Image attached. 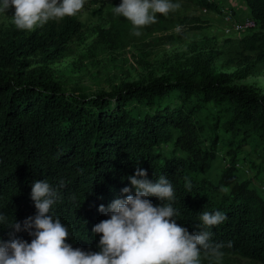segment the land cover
<instances>
[{"label": "trees", "instance_id": "trees-1", "mask_svg": "<svg viewBox=\"0 0 264 264\" xmlns=\"http://www.w3.org/2000/svg\"><path fill=\"white\" fill-rule=\"evenodd\" d=\"M251 1L264 17V0ZM67 19L59 32L20 33L0 43V211L22 223L36 213L32 182L48 179L59 193L54 212L69 228L67 241L95 251L102 234L93 226L108 218L99 205L126 196L121 189L131 186L127 177L141 167L149 179L165 175L173 183L177 223L198 231L200 212L221 210L227 219L210 230L213 241L225 243L223 254L264 262V197L247 187L221 194V184L229 186L236 173L235 159L213 185L205 173L217 139L208 151L191 147L199 154L191 159L164 155L161 147L177 143L178 133L196 146L207 136L196 122L201 110L215 109L214 135L222 117L230 139L242 135L241 140L264 151V94L231 85L216 69L194 77L178 68L95 94L68 92L43 71L26 70L21 59L38 50L57 56L73 29L74 19ZM59 33L62 40L51 45ZM150 199L161 203L158 197ZM10 231L0 228V237L8 240ZM16 236L32 239L27 231Z\"/></svg>", "mask_w": 264, "mask_h": 264}, {"label": "rangeland", "instance_id": "rangeland-1", "mask_svg": "<svg viewBox=\"0 0 264 264\" xmlns=\"http://www.w3.org/2000/svg\"><path fill=\"white\" fill-rule=\"evenodd\" d=\"M120 2L85 0L84 7L71 16L74 19L71 35L57 51V56L38 50L27 58L21 57L27 63L26 70L43 71L61 82L68 92L95 94L121 82L146 81L174 68L194 77L204 69H216L228 76L231 85L264 94V17L253 10L251 0H207L204 3L179 0V8L167 15L157 13V20L142 26L140 35L134 34L129 20L113 12ZM13 13L14 8L0 13V43L20 33L29 35L52 29L59 32L68 20L65 16L33 30H21L12 22ZM245 19H250L252 26L237 29ZM62 38L63 33L57 34L51 45L60 43ZM213 115L215 109L201 110L196 122L207 136L203 135L196 146L178 133L177 143L161 146L163 154L191 159L199 155L191 151V147L208 151L213 145L212 139H217L205 176L214 185L235 159L236 173L229 186L221 184V194L247 187L264 197V151L254 148L248 140H241L242 135L230 139L232 133L221 126L222 117L214 135L211 132ZM203 264L214 262L205 258ZM219 264L264 262L237 253H224Z\"/></svg>", "mask_w": 264, "mask_h": 264}, {"label": "clouds", "instance_id": "clouds-1", "mask_svg": "<svg viewBox=\"0 0 264 264\" xmlns=\"http://www.w3.org/2000/svg\"><path fill=\"white\" fill-rule=\"evenodd\" d=\"M84 4L85 0H0V13L14 8V25L33 30L77 14ZM179 7V0H121L113 12L129 20L134 34L140 35V28L154 23L157 13L167 15ZM127 179L131 186L121 189L126 196L99 205L108 218L93 226L94 233L102 234L95 251L67 241L69 228L54 212L58 191L48 179L34 180L30 193L34 215L21 223L0 211V228L12 229L8 240L0 237V264H203L205 258L219 264L225 243L213 241L210 229L227 219L225 212H200L199 230L189 231L177 223L175 189L167 176L149 179L147 170L137 167ZM152 196L161 203L154 204ZM21 231L32 237L30 242L16 236Z\"/></svg>", "mask_w": 264, "mask_h": 264}, {"label": "built area", "instance_id": "built-area-1", "mask_svg": "<svg viewBox=\"0 0 264 264\" xmlns=\"http://www.w3.org/2000/svg\"><path fill=\"white\" fill-rule=\"evenodd\" d=\"M230 17H227V20H229ZM252 21L250 19H245L244 21L241 22L240 25H238L237 29H247L252 26Z\"/></svg>", "mask_w": 264, "mask_h": 264}]
</instances>
